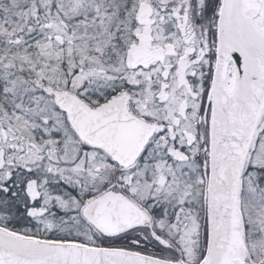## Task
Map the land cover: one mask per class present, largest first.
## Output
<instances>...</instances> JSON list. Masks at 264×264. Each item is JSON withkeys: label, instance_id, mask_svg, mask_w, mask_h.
Segmentation results:
<instances>
[{"label": "snow or ice", "instance_id": "1", "mask_svg": "<svg viewBox=\"0 0 264 264\" xmlns=\"http://www.w3.org/2000/svg\"><path fill=\"white\" fill-rule=\"evenodd\" d=\"M0 264H264V0H0Z\"/></svg>", "mask_w": 264, "mask_h": 264}]
</instances>
